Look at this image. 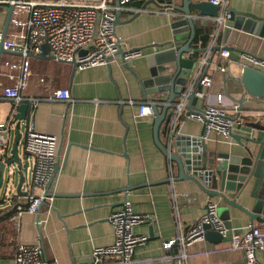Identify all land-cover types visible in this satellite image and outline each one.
I'll return each instance as SVG.
<instances>
[{"label": "crops", "instance_id": "0c3cea01", "mask_svg": "<svg viewBox=\"0 0 264 264\" xmlns=\"http://www.w3.org/2000/svg\"><path fill=\"white\" fill-rule=\"evenodd\" d=\"M146 1L140 5L144 6ZM172 1L181 3V0ZM145 7L165 8L154 3ZM229 8L263 15L264 0H229ZM7 10L0 7V31L4 27ZM129 15V12H121L122 23L115 26L116 35L124 47L146 48L171 39L170 15L151 11ZM24 20L22 10L12 11L6 33L20 28ZM211 23L203 17L196 24L206 27ZM219 43L225 44L222 31ZM151 52L152 48H146L140 56L127 62L117 55L106 65L76 67L75 70L71 63L53 61L45 45L39 56L29 58V76L23 96L38 101L32 105L29 120L21 131L26 132L29 124L36 132L57 136L58 152L62 158L54 177L53 194L56 195L50 201L51 211L40 228L42 241L38 238L35 216L24 214L19 228L6 217L0 218V264H14L13 251L17 242H37L42 257L51 264L88 261L93 248L112 243L113 228L108 219L123 200L131 203L134 212L148 214L151 218V222L134 228L135 233L147 234L148 239L134 250L132 264H176V261L163 256L177 253L178 246L174 245L170 250H164L162 246L175 234L170 198L172 186L163 181L167 178L169 161L154 142V117H136V105L126 102L147 99L141 92L137 75L146 77L145 58ZM194 57L196 59V54ZM230 58L226 72H220L213 68L216 57H212L205 73L211 79L206 98L208 102L215 103L216 95L221 94L226 106L238 102L239 120L232 132L249 135L250 129L243 123L264 118V99L244 95L240 80L243 65L239 54L231 52ZM16 59V53L0 54V124H6L14 110L13 104L3 98L2 87L12 85L13 75L17 74L4 62ZM222 62L219 60L218 64ZM57 89H67L72 101L50 99ZM147 96L154 98L153 94ZM193 104L195 107L202 105L197 99ZM176 135L198 138L205 152L214 155L216 152L242 151L230 136L224 138L212 132L202 140V126L193 119H182ZM5 138L11 147L12 129ZM159 140L166 145V133H159ZM28 162L30 164L31 160ZM172 166L176 177L177 169ZM126 186L132 189L123 192ZM27 189L39 193L29 184L20 190L23 194ZM173 189L178 195L179 216L186 231L204 213L208 197L189 180L174 181ZM244 190V195L248 196L250 186ZM213 199L217 202V216L228 229L227 235L220 243H211L204 238L193 242L187 249V264H245L242 251L227 245L230 233L240 232L248 223L258 225L264 219L250 221L237 208L226 205L220 198ZM257 257L264 264V251Z\"/></svg>", "mask_w": 264, "mask_h": 264}, {"label": "built area", "instance_id": "2783aa9c", "mask_svg": "<svg viewBox=\"0 0 264 264\" xmlns=\"http://www.w3.org/2000/svg\"><path fill=\"white\" fill-rule=\"evenodd\" d=\"M144 0H0V7L12 6L13 9L22 10L25 13L23 25L11 33L2 34L0 31V45L2 49L17 54L15 61H5L4 64L17 72L13 75L12 85L2 87V96L9 100L14 110L21 102H30L35 105L38 99L26 98L23 91L27 86L29 76V58L39 56L42 46L48 48L49 54L55 62L74 61L77 68H86L98 65H106L121 48L124 51L123 62L130 61L142 54V50L134 51L132 48L124 47L115 32V21L121 12L139 14L143 11L172 14L169 8L155 9L140 5ZM218 7L217 15L204 17L212 22V29L206 47L196 57L194 75L202 73L208 63L210 56L216 57L212 65L220 72H226V66L231 61V52L225 48L226 44L219 43L220 33L226 26V22L232 19L229 12V0H208ZM201 47V42L197 44ZM218 45L219 49L212 51V46ZM222 60L221 64L218 61ZM242 65L264 72V61L250 55L239 54ZM211 62L209 63L210 66ZM211 85V79L203 75L199 81V87L194 96L202 105L196 109L187 107V96L192 90L188 84L186 89L173 103H166V97L162 101L155 98L143 101L126 100L136 105V117H154L153 107L168 105L170 118L166 127V146L170 147L176 135L177 128L182 119H193L202 126L201 139L205 140L209 133L221 135L228 138L230 132L239 120L240 105L231 102L229 106L223 103L221 94L216 95L215 103L207 101V89ZM50 99L70 103L67 89H57ZM5 124H0V160L4 161L10 157V147L5 138ZM23 150L27 154L26 176L22 185L29 184L32 188L39 190L35 193L26 190L19 194L15 185L14 166L5 168V175L0 188V216L7 215V220L16 228H19L21 218L24 214L39 216L38 224L41 227L47 221V215L51 211L50 201L53 198L47 194H53V182L61 164V154L58 152V138L55 135L39 133L28 124L24 139ZM167 178L172 186L170 198L172 201V218L174 222V236L162 243L164 250H170L174 245L178 246L177 253H169L164 259L176 261V264H187L188 247L193 242L202 240L204 225L218 232L222 239L227 235L228 229L217 216V202L213 198H207L204 213L193 221L189 228L184 231L178 211V195L173 189L174 171L171 161L168 159ZM58 168L56 169V166ZM21 189V188H20ZM46 206L40 209L41 202ZM109 222L113 228V241L109 245L93 248L88 261L80 264H132L134 261V250L144 244L147 234L135 233L134 228L142 223L151 222L148 214L134 212L130 202L125 201L119 208L115 209L109 216ZM231 249L240 250L243 253L245 264H263L257 257L259 252L264 251V222L255 225L248 223L240 232L233 231L227 243ZM14 264H51L42 257L41 247L36 243L17 242L13 251Z\"/></svg>", "mask_w": 264, "mask_h": 264}, {"label": "water", "instance_id": "95a60500", "mask_svg": "<svg viewBox=\"0 0 264 264\" xmlns=\"http://www.w3.org/2000/svg\"><path fill=\"white\" fill-rule=\"evenodd\" d=\"M154 3L163 5L178 13L170 22L171 39L166 42L153 44L146 48H152L153 52L147 54L145 58L146 72L145 78L137 75L140 89L144 97L147 95L161 96L167 95L166 103H173L183 92L188 84H192L189 92L187 107L196 109L193 102L196 99L195 91L199 87V81L206 73L212 56L203 68L201 74L194 75L198 52L204 49L194 48L192 42L195 34V22L203 17H214L217 15L218 7L211 4L208 0L193 1L181 0L180 4H174L172 0H147L146 4ZM232 19L226 22L223 28V40L225 48L230 52L246 54L256 59L264 61V14L257 15L248 11H239L229 8ZM13 7L9 6L2 34L6 33ZM137 14H135L136 16ZM134 16V17H135ZM132 17V18H134ZM130 18V19H132ZM122 23L120 17L115 21V25ZM146 48H133L134 51ZM219 49L218 45L212 46V51ZM8 52L0 45V54ZM124 51L120 48L115 56L123 57ZM72 69L77 65L71 62ZM241 84L244 88V95L248 94L257 99H264V72L243 65ZM148 89V90H147ZM243 95L242 100L245 99ZM32 104L30 102L19 103L11 113L5 124L4 135L12 129L14 138L9 150L10 157L4 161L0 160V188L3 183L5 168L9 165L14 166L17 172L16 189L21 193V185L27 170V154L20 152L19 144L23 145L26 132L22 133L21 127L27 124ZM154 123L153 137L154 142L161 153L167 157L177 169V176L174 181L189 180L208 198H220L228 206L237 208L245 213L250 221L264 219V118L256 121L245 122L244 126L250 129L249 135H241L230 132L232 138L241 148L238 153L216 152L206 153L201 141L195 137L175 135L170 147L162 144L159 140V133L165 134L166 127L170 118L168 105L153 107ZM23 149V148H22ZM58 165L56 166V169ZM169 182L168 178L163 180ZM250 186L248 196L244 195V189ZM132 189L126 186L123 192ZM54 197L56 194H47ZM241 200V202L239 201ZM126 200L121 202V205ZM46 206L41 202L40 209ZM39 216L35 217V227L38 238L42 241ZM203 238L211 243H220L222 236L212 230L209 225H204ZM151 233V232H150Z\"/></svg>", "mask_w": 264, "mask_h": 264}, {"label": "trees", "instance_id": "16d2710c", "mask_svg": "<svg viewBox=\"0 0 264 264\" xmlns=\"http://www.w3.org/2000/svg\"><path fill=\"white\" fill-rule=\"evenodd\" d=\"M197 22H198V20L195 22V34H194L192 46L197 48L196 44L200 41L201 42L200 49H204L207 45V42L209 39V33H210L213 25L211 23L206 27H199L196 24ZM198 53L200 54V52H198ZM198 53L196 54V57H198V55H199ZM154 98L158 101H162L163 97L156 95ZM4 217H7V215L0 216V218H4Z\"/></svg>", "mask_w": 264, "mask_h": 264}, {"label": "rangeland", "instance_id": "374dc122", "mask_svg": "<svg viewBox=\"0 0 264 264\" xmlns=\"http://www.w3.org/2000/svg\"><path fill=\"white\" fill-rule=\"evenodd\" d=\"M17 11V9L15 8V9H13V13H15ZM23 129V128H22ZM19 150H20V152L23 150L22 149V146H21V143L19 144ZM29 167H30V164H29ZM17 177H18V175H17V172H16V174H15V176H14V178H15V182H17ZM25 183L23 184V186H22V189H24L25 188ZM2 209V207L0 206V210Z\"/></svg>", "mask_w": 264, "mask_h": 264}]
</instances>
